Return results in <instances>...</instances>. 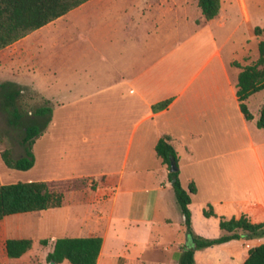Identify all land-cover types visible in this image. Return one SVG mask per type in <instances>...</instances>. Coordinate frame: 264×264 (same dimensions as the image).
I'll return each mask as SVG.
<instances>
[{"label":"crops","instance_id":"1","mask_svg":"<svg viewBox=\"0 0 264 264\" xmlns=\"http://www.w3.org/2000/svg\"><path fill=\"white\" fill-rule=\"evenodd\" d=\"M91 1L0 49L1 101L9 102L10 90H31L54 104L48 125L32 143L33 164L23 181L87 179L93 185L62 193L68 195L67 208L81 217L60 230L69 237L100 236L95 264H176L188 242L181 213L170 218L176 199L168 169L154 152L163 134L175 151L181 187L194 186L187 207L195 234L215 237L218 216L263 222L264 128L255 120L264 104L248 107L262 89L245 100L249 119L235 95L238 72L257 57L245 1L219 0L217 14L204 19L196 0H181L179 14L191 26L171 40L165 30L168 0H97L105 5L99 20L112 23L94 43L89 34L69 33L67 26L55 33L57 23ZM118 8L122 17L115 18ZM233 12L254 38L238 53L229 44L234 28L226 29ZM164 100V107L154 108ZM208 206L215 216L202 214ZM22 213L0 219L3 243L26 237L15 233L27 227L10 228L6 222ZM164 231L171 235L168 241L160 240ZM253 240L194 249V264H241L248 248L264 242Z\"/></svg>","mask_w":264,"mask_h":264},{"label":"trees","instance_id":"2","mask_svg":"<svg viewBox=\"0 0 264 264\" xmlns=\"http://www.w3.org/2000/svg\"><path fill=\"white\" fill-rule=\"evenodd\" d=\"M86 0H0V49L23 37L27 33L39 28L49 21L65 14L72 8L80 5ZM196 4L204 19L215 16L219 8V0H196ZM253 35L264 34V27L254 25ZM257 57L247 65L241 67L237 74L235 95L239 101V109L246 119L251 118L245 100L247 97L264 88V38L256 44ZM18 90L8 93L9 102L5 105H12L14 96ZM167 100L159 102L154 108H162ZM14 110L16 119L21 116ZM10 109V110H11ZM50 106L40 105L33 110L34 118L23 125V133L20 144L23 154L18 157H11L9 150H0V158L3 164L9 169L27 170L33 164L31 146L46 128L50 121ZM13 122H15L13 120ZM258 128H264V105L258 108V116L255 120ZM154 152L160 163L167 169V178L173 190L176 202L182 215V226L184 235L187 238L188 246L179 251L176 264H194L193 250L196 248L210 246L234 238H251L264 234L263 222H250L244 215L238 217L218 216V228L222 231L217 237L203 238L191 230L190 211L187 204L190 201V194L194 192L192 183L186 188L181 187L177 177V165L175 151L170 143L167 134L161 135L154 144ZM171 160L174 162L175 170L170 171ZM62 200V193L51 189L46 181H16L14 183H0V219L6 215L22 212L43 210L59 206ZM206 217L215 216L208 206L202 210ZM31 239L5 238L3 249L7 258H17L31 247ZM40 244H45L44 238L39 239ZM101 245L100 236H59L55 237L51 250L46 253L47 264H59L67 261L69 264H95ZM241 264H264V242L252 246L247 250V256Z\"/></svg>","mask_w":264,"mask_h":264},{"label":"rangeland","instance_id":"3","mask_svg":"<svg viewBox=\"0 0 264 264\" xmlns=\"http://www.w3.org/2000/svg\"><path fill=\"white\" fill-rule=\"evenodd\" d=\"M97 0L86 3L82 8L77 11L72 12L70 17H66L62 19L59 23L56 24L55 33L60 35V28L63 26L64 28L68 27V32L70 33L72 30H77L79 32L89 34L93 43L96 41V35L101 32H108L111 28V19L99 20L103 16V10L105 9V5L97 4ZM118 1V0H117ZM120 1V0H119ZM124 2H129L131 0H122ZM176 4L172 5V1L168 0L166 6L169 8L167 16H166V31L168 34L169 40L173 34L178 31V34L186 32L191 26V23L185 22L183 23V18L179 14L180 12V1L181 0H173ZM247 11L250 17V25L251 30L252 26L258 25L260 27H264V0H244ZM110 5V3L108 4ZM126 8V7H125ZM108 10L112 11L113 8L108 7ZM117 14L114 16L115 18L122 17V11L118 8ZM178 10L175 14L174 11ZM234 10V9H233ZM228 22L226 23V29L229 31L232 27L234 28L233 35L229 44L237 51L244 47L253 44L254 38H252V32L249 30V26L247 23L243 22L241 18L237 15L236 12H233L231 16L228 18ZM120 19H115V24H119ZM239 22V24H237ZM236 25V28H235ZM109 28V29H108ZM76 31V32H77ZM35 36V35H34ZM257 40L264 38V34L256 36ZM44 89V88H42ZM59 90H63V88H58ZM44 91V90H43ZM48 91V90H47ZM46 92V91H44ZM3 97L0 96V150L3 148H7L11 157H18L23 154V149L20 144V139L23 133V125L27 123L30 119L34 118L33 110L40 105H46L52 107L54 104L49 103L43 99H41L34 91L31 90H23L18 91V94L14 96L12 101V105H5L1 100ZM258 103L264 104V89L254 94L250 99L248 107L253 108L254 105ZM11 107H15L17 113L21 116L19 119H16L14 116V110ZM11 109V110H10ZM13 120L15 122H13ZM30 174L29 170H16L7 168L0 158V182L1 183H12L13 181H23L27 175ZM2 179V180H1ZM37 181V180H33ZM81 185L85 186L86 189L92 188L93 185L89 182V180H77V181H65L58 183H49L51 189L64 193L65 190L71 189L73 186L81 187ZM172 192V191H171ZM65 194V193H64ZM63 194L62 202L58 210H53L51 208H46L38 211H31L28 213L19 214V217L10 216L12 219H7L8 227H13L16 224H21L27 229L24 231H17L15 235H26V237L31 239V247L22 255L17 258H7L5 256L3 250V236L0 235V264H47L45 259V254L49 250L48 241L51 242L52 238L65 236V231H61L64 226L70 225L75 221V217H81V215L75 216L70 209L67 208L66 198L67 196ZM174 197V196H173ZM173 208L169 207V214L171 219H177V216L180 215V210L177 202L174 200ZM194 216V215H193ZM11 220H14L13 222ZM76 222V221H75ZM19 224V226H21ZM199 225H197L198 228ZM182 223H181V226ZM9 228V229H10ZM175 231L176 227L173 228ZM60 230V231H59ZM191 230L194 233L193 227ZM160 231V230H159ZM173 231H171L173 233ZM161 233V231L159 232ZM165 232L161 234V241H168L171 235H167ZM184 233V230H183ZM195 234V233H194ZM222 234L220 229H217V234L215 237ZM198 235V234H196ZM178 238L181 237V230L178 231ZM199 236V235H198ZM44 238L46 240V244L42 245L38 242L39 239ZM139 238V237H138ZM137 238V239H138ZM207 238H214V236H209ZM145 239V237H142ZM249 239L254 240H262L264 239L263 235L254 236L251 238H243L246 240L244 245L249 243ZM253 240V241H254ZM251 243H254V242ZM254 245V244H251ZM204 249L205 247L196 248L197 250ZM121 262H119L120 264ZM200 263V262H199ZM205 264V263H200Z\"/></svg>","mask_w":264,"mask_h":264},{"label":"water","instance_id":"4","mask_svg":"<svg viewBox=\"0 0 264 264\" xmlns=\"http://www.w3.org/2000/svg\"><path fill=\"white\" fill-rule=\"evenodd\" d=\"M169 170H170V171L175 170V166H174V162H173V160H171V162H170ZM186 248H187V247H184V249H186ZM49 264H53L52 261H50Z\"/></svg>","mask_w":264,"mask_h":264}]
</instances>
